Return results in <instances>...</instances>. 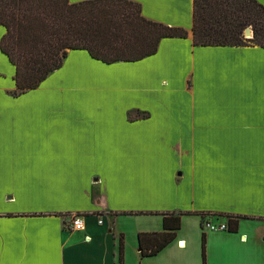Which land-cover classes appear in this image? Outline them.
<instances>
[{
  "label": "crops",
  "instance_id": "1",
  "mask_svg": "<svg viewBox=\"0 0 264 264\" xmlns=\"http://www.w3.org/2000/svg\"><path fill=\"white\" fill-rule=\"evenodd\" d=\"M130 1L188 37L133 62L70 50L19 97L0 50V264H119L121 237L124 264H203V234L207 264H264V48L194 46V0ZM185 212L246 219L184 215L143 258L138 235Z\"/></svg>",
  "mask_w": 264,
  "mask_h": 264
},
{
  "label": "trees",
  "instance_id": "2",
  "mask_svg": "<svg viewBox=\"0 0 264 264\" xmlns=\"http://www.w3.org/2000/svg\"><path fill=\"white\" fill-rule=\"evenodd\" d=\"M0 27L6 29L0 50L16 69L14 97L37 89L62 67L70 50H86L92 58L107 64L133 62L155 55L165 38L188 37L185 29L146 19L141 6L130 0H89L76 4L70 0H0ZM248 28L252 30L250 39L244 37ZM192 33L196 47L264 48V6L256 0H194ZM100 39L110 42L102 43ZM162 215V232L138 235L143 258L157 255L176 239L184 215L201 216L202 222L210 215L215 219L224 217L230 232H237L239 220L246 219L224 213ZM202 260L207 264L205 234ZM119 264H124L122 237Z\"/></svg>",
  "mask_w": 264,
  "mask_h": 264
},
{
  "label": "built area",
  "instance_id": "3",
  "mask_svg": "<svg viewBox=\"0 0 264 264\" xmlns=\"http://www.w3.org/2000/svg\"><path fill=\"white\" fill-rule=\"evenodd\" d=\"M102 223V221H99ZM70 227L72 230H82L83 229V220L79 215H74L70 219ZM212 231V232H222L228 230V225L225 223H215V222H205L203 224V230Z\"/></svg>",
  "mask_w": 264,
  "mask_h": 264
},
{
  "label": "water",
  "instance_id": "4",
  "mask_svg": "<svg viewBox=\"0 0 264 264\" xmlns=\"http://www.w3.org/2000/svg\"><path fill=\"white\" fill-rule=\"evenodd\" d=\"M244 35L246 39H250L252 37V30L250 28L246 29Z\"/></svg>",
  "mask_w": 264,
  "mask_h": 264
},
{
  "label": "rangeland",
  "instance_id": "5",
  "mask_svg": "<svg viewBox=\"0 0 264 264\" xmlns=\"http://www.w3.org/2000/svg\"><path fill=\"white\" fill-rule=\"evenodd\" d=\"M244 37H245V36H244ZM76 38H77V37H76ZM99 42H102V43H106V44H108L110 41H108L107 39H100ZM42 84H43V83H42ZM42 84H41V85H42ZM204 231H207V230L204 229ZM206 259H207V258H206Z\"/></svg>",
  "mask_w": 264,
  "mask_h": 264
},
{
  "label": "bare ground",
  "instance_id": "6",
  "mask_svg": "<svg viewBox=\"0 0 264 264\" xmlns=\"http://www.w3.org/2000/svg\"><path fill=\"white\" fill-rule=\"evenodd\" d=\"M182 246H184V244H182Z\"/></svg>",
  "mask_w": 264,
  "mask_h": 264
}]
</instances>
